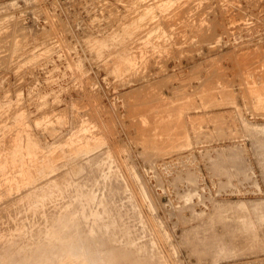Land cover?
Masks as SVG:
<instances>
[{
	"label": "rangeland",
	"instance_id": "374dc122",
	"mask_svg": "<svg viewBox=\"0 0 264 264\" xmlns=\"http://www.w3.org/2000/svg\"><path fill=\"white\" fill-rule=\"evenodd\" d=\"M13 263L264 264V0H0Z\"/></svg>",
	"mask_w": 264,
	"mask_h": 264
},
{
	"label": "bare ground",
	"instance_id": "6f19581e",
	"mask_svg": "<svg viewBox=\"0 0 264 264\" xmlns=\"http://www.w3.org/2000/svg\"><path fill=\"white\" fill-rule=\"evenodd\" d=\"M91 234H92V233H91ZM93 236H94V235H93ZM67 239H68V238H67ZM81 239L83 240V238H81ZM81 239H80V240H81ZM85 239H86V238H85ZM83 241H85V240H83ZM82 244L84 245V242H82ZM66 245H67V243H66ZM87 245H88V244H87ZM70 246H71V245H70ZM60 248H61V247H60ZM60 248H59V249H60ZM82 248H83V247H82ZM66 249H68V248H66ZM83 253H84V252H83ZM102 256H103V255H102ZM48 257H49V256H48ZM48 257H47V258H48ZM112 257H113V256H112ZM13 264H14V263H13Z\"/></svg>",
	"mask_w": 264,
	"mask_h": 264
}]
</instances>
